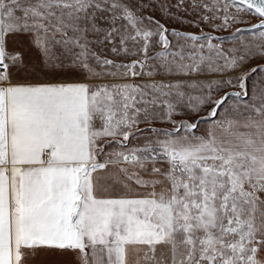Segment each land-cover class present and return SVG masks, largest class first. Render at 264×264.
Segmentation results:
<instances>
[{
    "label": "snow or ice",
    "instance_id": "obj_1",
    "mask_svg": "<svg viewBox=\"0 0 264 264\" xmlns=\"http://www.w3.org/2000/svg\"><path fill=\"white\" fill-rule=\"evenodd\" d=\"M0 264H264V0H0Z\"/></svg>",
    "mask_w": 264,
    "mask_h": 264
}]
</instances>
